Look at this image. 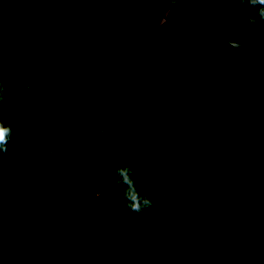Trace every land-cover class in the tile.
I'll list each match as a JSON object with an SVG mask.
<instances>
[{
  "label": "trees",
  "instance_id": "trees-1",
  "mask_svg": "<svg viewBox=\"0 0 264 264\" xmlns=\"http://www.w3.org/2000/svg\"><path fill=\"white\" fill-rule=\"evenodd\" d=\"M165 1L140 0L148 21ZM223 27L211 6L147 30L130 0H0V264H264V48ZM125 164L143 217L114 187Z\"/></svg>",
  "mask_w": 264,
  "mask_h": 264
},
{
  "label": "clouds",
  "instance_id": "clouds-1",
  "mask_svg": "<svg viewBox=\"0 0 264 264\" xmlns=\"http://www.w3.org/2000/svg\"><path fill=\"white\" fill-rule=\"evenodd\" d=\"M240 6L251 7L256 9L258 22H264V0H239ZM16 89L8 88L6 83L0 80V103H3L6 97L14 95ZM16 104L20 109L27 108V104L17 98ZM8 111L7 105L4 108ZM15 129L4 119H0V153L7 155L9 145L13 142ZM139 174L134 167L125 164L117 167L115 170L114 187L121 190V200L133 214L143 217L146 212L154 211L156 202L147 194L141 191L138 183ZM101 194L97 191V196ZM165 199L167 192L161 194Z\"/></svg>",
  "mask_w": 264,
  "mask_h": 264
},
{
  "label": "water",
  "instance_id": "water-1",
  "mask_svg": "<svg viewBox=\"0 0 264 264\" xmlns=\"http://www.w3.org/2000/svg\"><path fill=\"white\" fill-rule=\"evenodd\" d=\"M135 17L138 23L147 30H153L160 27L163 23L168 21L169 13L175 6H191V7H201V6H211L218 9L224 18V35L226 40L234 47L241 49H256L264 48L263 43H249L237 40L231 33V19L230 13L226 6L219 0H167L165 1L157 10L152 21H148L145 17L142 4L140 0H130ZM251 7H245L244 15L246 19L255 24L264 25V22H258V18L253 16L251 12Z\"/></svg>",
  "mask_w": 264,
  "mask_h": 264
}]
</instances>
